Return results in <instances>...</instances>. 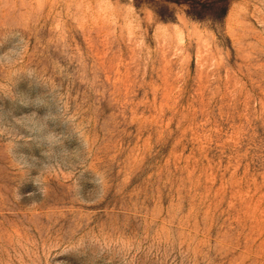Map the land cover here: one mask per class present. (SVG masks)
Segmentation results:
<instances>
[{
	"label": "rangeland",
	"instance_id": "1",
	"mask_svg": "<svg viewBox=\"0 0 264 264\" xmlns=\"http://www.w3.org/2000/svg\"><path fill=\"white\" fill-rule=\"evenodd\" d=\"M0 264H264V0H0Z\"/></svg>",
	"mask_w": 264,
	"mask_h": 264
},
{
	"label": "trees",
	"instance_id": "2",
	"mask_svg": "<svg viewBox=\"0 0 264 264\" xmlns=\"http://www.w3.org/2000/svg\"><path fill=\"white\" fill-rule=\"evenodd\" d=\"M153 0H138V2H149ZM164 2H176L182 4L188 15L197 19H223L228 10L231 0H162ZM169 11L168 6L162 4L158 8L161 15Z\"/></svg>",
	"mask_w": 264,
	"mask_h": 264
}]
</instances>
